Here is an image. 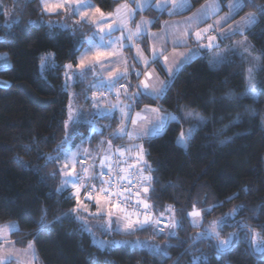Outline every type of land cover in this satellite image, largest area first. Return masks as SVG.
I'll return each instance as SVG.
<instances>
[{"label":"trees","instance_id":"1","mask_svg":"<svg viewBox=\"0 0 264 264\" xmlns=\"http://www.w3.org/2000/svg\"><path fill=\"white\" fill-rule=\"evenodd\" d=\"M6 1L0 8V53H6L10 60V67L0 70V79L5 82L0 85V225L17 223V230L10 234L13 243L19 247L31 244L41 264H193L194 258L197 264H264V14L258 11L264 9V0H245L235 15L257 16L250 29L234 36L247 38L261 58L254 96L246 89V62L241 56L229 54L214 68L206 57H200L180 68L159 99L136 91L141 72L139 78L133 76L137 70L132 72L127 93L134 91L135 99L125 98L130 112L153 106L178 118L168 121L160 134L143 138L114 135L120 125L117 114L101 117L100 129L82 121L73 124L74 142L84 141L81 157L87 154L95 158L101 153L103 158L107 143L123 147L139 142L143 168L147 165L151 169L144 171V176L152 177L148 197L156 218L168 223L164 216L173 214L180 222L169 238L164 235L166 227L159 232L155 223L126 233L113 225L111 233L102 235L113 245L105 248L93 243L90 232L83 230L85 222L78 219L79 215L99 221L103 216L80 209L73 212L78 207L76 199L68 190L57 191L60 171L56 161L47 159L58 154L60 143L69 134L65 66L76 64L84 48L82 37L92 28L50 27L43 21L47 15L37 0H21L20 6L14 0ZM90 1L103 13L111 12L120 2ZM206 1L191 0V7L183 14L189 15ZM228 1L218 0L222 12ZM13 8L18 20L6 26L5 13ZM139 15L155 18L150 26L153 31L162 21L175 17L151 6ZM141 41L147 52V43L144 38ZM49 52L52 63L41 67V55ZM151 65L160 64L157 60ZM75 87L81 89V83ZM190 111L195 117L187 116ZM199 115L203 123H199ZM194 124L197 128L188 146L182 147L178 143L181 132ZM82 199V203L92 201ZM169 206L173 211H165ZM194 207L206 220L227 218L220 235L235 237L229 250L217 253L215 240L190 224L187 214ZM42 216L51 230L37 233ZM253 232L258 235L260 251L252 248ZM165 247L166 255L153 251Z\"/></svg>","mask_w":264,"mask_h":264},{"label":"rangeland","instance_id":"2","mask_svg":"<svg viewBox=\"0 0 264 264\" xmlns=\"http://www.w3.org/2000/svg\"><path fill=\"white\" fill-rule=\"evenodd\" d=\"M20 1L21 0H14L16 5L18 6L21 5ZM118 1L120 2L114 7L111 12L104 13V17H100L99 14H97L95 17H91V11H93L97 7L94 6L90 0L86 1L88 4L91 5L89 16L84 17L83 19L80 17L79 14L73 15L71 12L66 11L64 9H58L55 13H44L42 11L44 15H47L46 18H43V21L46 23L47 26L53 25L60 29H75V26H79L84 30L85 27H82L81 25H87L92 28L82 37L84 48L78 56L76 64H70L72 65L71 69H68L66 67L64 69L63 85L64 89L68 91L69 94V127L67 128V132L69 134H66V137L62 141L67 142L65 148L61 147V142L59 145V152L58 154H56L55 157L61 156V153L66 149H71L72 152L79 151L78 159L82 156L84 152V141L80 140L78 142H74L72 132V127H74L73 124L78 121L86 123L90 128L94 127L96 129H100L97 124L99 123V119L101 117L107 115L113 116L114 114H117L118 118L120 119V125L115 131V134H118L117 136L130 135L139 138L152 136L147 134L149 132V129H151L154 123L158 122L159 117L165 116V114L161 111H159L158 114L151 112V109L156 108L153 106H145L140 110H133L132 112H128V110L130 109V103L125 100L124 103L126 104V106L122 107V103H120V98H117L118 94L119 96L120 94H122L124 96H131L132 99L131 93L130 95H128V93L120 89L118 85L120 83H125L128 86H131V74L134 70L141 72V78L138 82V88L136 91H138L139 93H145L150 92L152 87H159L160 82H168L170 78L169 69H176V66L180 64V62L183 61L185 57H189V59L187 60V62L183 63L182 66L188 64L196 58L206 57L208 59V65L211 68H214L216 65L223 62L226 59L227 55L238 54L246 62V89H248L249 68H253V80L255 83V73L260 66L261 58L259 54L252 51L251 44L247 40V38H234L235 34H243L246 30L250 29L253 26L252 25L251 27L244 28L243 21L247 16L255 14L246 13L239 17H235L237 12L239 11L238 10L230 15L229 4H231L233 0H229L225 4L226 11L224 12L220 13L222 6L221 4H219L218 0H208L196 10L191 12L189 15H184L183 13H185V11L191 7V0ZM5 2L7 1L0 0V8L4 5ZM23 2L28 1L23 0ZM182 2L185 3V7L174 9V3L179 4ZM38 3L41 8V1H38ZM137 4H144V7L142 9L137 8ZM158 4L166 5V7L158 9ZM124 5H127V8H123L122 6ZM212 5H216V7L213 8L211 7ZM150 6L158 12L164 11L168 15H183L175 16L172 19L165 20V22L162 21L163 23L161 22V28L159 30L153 31L150 30V26L152 25L155 18H148L144 15H139L138 17H136L135 15L136 13H141L145 11ZM205 6L208 7L205 8ZM118 8L121 9L119 15L124 17V24H121L118 18V14L116 12ZM129 10H131L130 17L128 14ZM16 12L17 9L13 8L11 11L5 13L6 26H10L18 20V15L16 14ZM198 13L200 14L198 19H194V17H197ZM226 16H228L229 18L226 21H222V18ZM92 19L96 20L97 22L105 20L107 23H110L112 25L111 35L105 34L108 32L107 28L105 29V33H101L97 25L91 22ZM143 21H150L151 23L145 24L142 23ZM218 21L220 23H218ZM60 25H65L66 27H60ZM137 25H141L143 34L129 40V34L135 33L137 31ZM121 29H123V31ZM197 32L203 33V36L200 39H197ZM101 36H103V41H101ZM209 36L216 37V39L212 41L210 47L208 46ZM89 38H93L94 44L99 45L102 43L103 45H105V47L90 48L88 44ZM143 38L144 41L147 43V52L143 48V44L141 41V39ZM110 41H120V43L109 46ZM245 49L250 50L253 56L259 57V59L256 61H252L251 58L245 52ZM98 51L105 52L108 55L106 57H101L99 60L93 59L95 53ZM154 52L155 61L158 60L160 64L159 66L151 65L154 59ZM165 56L168 58L167 61H165L164 59ZM42 57H49L48 62L45 66H49L53 61L52 53L49 52L42 54L40 57L41 67ZM220 57H224L222 61L220 60ZM82 58H85V67L83 69L78 67V64ZM145 60H147L149 63L145 64ZM156 66L159 67L158 69H161L163 70V72H165L166 77L161 76ZM182 66L180 68H182ZM8 67H10V60L8 55L6 53H0V70L6 69ZM180 68L175 71L172 78L176 75ZM146 72L151 74L150 79L145 76ZM73 74H75L74 78H67L68 76H72ZM118 76L122 78L117 79ZM113 81L115 82L114 84L112 83ZM141 81H146L150 86L149 89L145 90L141 85ZM79 83H81L82 87L81 89L78 88L77 90L75 85H78ZM0 85H5V82L1 79ZM109 85H111V87H109ZM135 87L133 86V88ZM112 95H115V98H113ZM76 98L80 102H77ZM117 104L119 105V107L116 109H112L111 106ZM122 109L125 110L124 113H122ZM189 113L194 112L190 111ZM138 114L144 116L145 119L142 121H138L137 125L134 126L132 120L137 118ZM197 118L203 120V117H201L200 115ZM122 127L126 129L123 133L120 132V129ZM140 147L141 144L139 142L123 147L113 146L111 145V143H107V148L104 152V156L107 153L108 156L112 154H117L123 157L135 156L138 158ZM56 163L58 165L61 175L62 157L61 160L56 161ZM72 178L73 177L61 175V183L58 189L61 188L63 180ZM78 182L83 184L80 181ZM148 185V182L144 183L145 187H148ZM65 190H68L69 195L73 197V188L70 184L65 188ZM83 205L85 206V204ZM105 206L108 207L107 205ZM80 210L82 211V208ZM196 210L200 212L199 217L193 218L189 216V213L193 210H191L187 214L190 224L193 226V220L195 219L196 226L194 227L203 229L205 233L210 232L211 226L214 222L217 221L206 220L203 216V213L198 209ZM114 212L122 214L119 211ZM125 212L130 214L133 220L137 219V216L132 212L127 210H125ZM164 217L167 219L169 224L171 223L170 218L175 219L173 214H167ZM78 219L85 222V225H87L89 229L93 243L99 246L100 248L113 246L111 243H108V239L106 237H102L103 234L107 235L111 233L113 225H115V229L120 233H126L133 230L126 229L125 225L122 222H119L116 217L114 219L111 218L109 215H103V217L99 221L88 220L83 217L81 218L79 215ZM9 225H16V230L18 228L17 223L15 221L0 225V229H3V231L0 232V259L7 257L9 259V264H41V261L39 260L31 244L28 243L24 247H19L13 243L10 234L16 230L8 231L7 226ZM175 229L176 228H166L164 232L165 237L169 238L168 232H175ZM217 231L220 234V228H218ZM228 237H222L220 235L221 239H227ZM213 239L215 240L217 245L218 240L215 238ZM101 244H103L104 246L101 247ZM30 245L31 247H29ZM257 245V240L255 242L252 240V248L255 252L257 251Z\"/></svg>","mask_w":264,"mask_h":264},{"label":"snow or ice","instance_id":"3","mask_svg":"<svg viewBox=\"0 0 264 264\" xmlns=\"http://www.w3.org/2000/svg\"><path fill=\"white\" fill-rule=\"evenodd\" d=\"M245 0H233V2L231 4H229V14L231 15L232 13H235L236 11L240 10L243 6H244ZM75 5V6H73ZM185 3H179V4H175L173 5L174 9L175 8H182L185 7ZM123 8H127V5L122 6ZM144 4H137V8H143ZM163 7H166V5H161L158 4L157 8L158 9H162ZM208 6H205V8H207ZM211 7L215 8L216 5H212ZM41 8L42 11L44 13H55L57 12L58 9H64L66 11L71 12L73 15H77L79 14L80 17L83 19L84 17H88L90 10H91V5L88 4L86 2V0H41ZM203 11V10H202ZM259 12H261L262 14H264V9H258ZM117 14H118V18L120 20L121 24H124V17L119 15L121 12V9L118 8L116 10ZM97 14L100 15V17H104V13L101 12V10L99 8L94 9L93 11H91V17H95ZM129 17L131 16V10H129ZM199 13L197 14V17H194V19H198L199 17ZM229 17H223L222 21H226ZM92 23L96 24L97 27L99 28L101 33H105V29H108V32L105 33L106 35H111V31H112V25L110 23H107L105 20H101L99 22H97L96 20L92 19L91 20ZM257 22V17L255 15H249L247 16L244 21H243V27L244 28H248L251 27L252 25H254ZM29 23H32L31 21H29ZM142 23H151L150 21H143ZM218 23H220L218 21ZM50 27H53V25H49ZM60 27H66L65 25H60ZM123 31V29H121ZM141 34H143V30L141 28V25H137V31L135 33H130L128 36V39L131 40L135 37L140 36ZM197 39H200L203 36V33L197 32L196 33ZM209 47L211 46V43L213 40L216 39V37H212L209 36ZM101 41H103V36H101ZM120 41H110L109 42V46L111 45H116L119 44ZM88 44L91 47H105V45H103L102 43L99 45L94 44L93 38H89L88 40ZM245 52L247 53V55L251 58L252 61H256L259 59V57L253 56L252 52L248 49H245ZM108 54L105 52H96L93 59L99 60L101 57H106ZM162 55V53H161ZM224 57H220V60L222 61ZM49 57H42V67H44L47 62H48ZM165 61H167V57H164ZM189 59V57H185V59L183 61L180 62V64H178L176 66V69H169V73H170V78L168 82H160L159 87H152L150 92H145V93H140V94H147L150 96H153L156 99H159L160 97L164 96V94L166 93V91L168 90L170 83H171V78L174 75L175 71L178 70L183 63L187 62V60ZM153 63L155 62V52H154V59L152 61ZM145 64H148L149 62L147 60L144 61ZM68 69L72 68V65H66L65 66ZM78 67H80L81 69H83L85 67V58H82L78 64ZM111 74V73H110ZM73 74L72 76H68L67 78L72 79L74 78ZM137 75H139V73H137ZM67 76V74H66ZM145 76L150 79L151 78V74L150 73H145ZM122 77H117V79H120ZM113 84L115 83L114 81L112 82ZM141 85L142 87L147 90L149 89V84L146 81H141ZM109 87H111V85H109ZM123 87V86H122ZM248 93L252 94L253 96L256 94V85L254 83L253 80V68H249L248 69ZM125 91H127V89H125ZM117 98H119V94L117 96ZM133 99H135V97H133ZM95 106V104H94ZM112 109H116L119 107V105H112L111 106ZM122 113L125 112L124 109L121 110ZM159 109L158 108H153L151 109V112L153 113H159ZM188 116H193L195 115L194 113H188ZM145 117L142 115L137 116V118L132 120L133 125H137L138 121H142L144 120ZM178 118L176 116L173 115H165V116H161L158 119V122L154 123L151 127V129H149V132L147 134L149 135H153V134H160L165 125L167 124L168 121H174L177 120ZM199 119V118H198ZM199 123H203L202 119H199ZM197 125H193L192 127H190L188 129L187 132L182 131L180 134V138L178 140V143L182 146V147H187L188 146V141L190 140L192 133L196 130ZM126 129L125 128H121L120 132L123 133ZM114 135H118V134H114ZM139 138V137H137ZM66 141L62 142L61 147L65 148L66 146ZM86 151V150H85ZM123 154V153H121ZM143 148L142 146L140 147V151H139V155H138V159L139 160H143ZM78 156H79V151L77 152H72L71 149H66L61 153V156L58 157H48L47 159L49 160H54V161H59L61 160L62 157V167H61V175L63 176H67V177H73L72 179H65L62 181V186L61 188L57 189L58 192H61L63 190H65V188L70 184L73 188V197L76 199L77 202V208L73 209V212H77L79 211L80 208H85L86 207L82 204L81 200H80V191H81V187H83L84 185L79 183L78 181L83 179L84 184H86L88 182L89 179L91 180H96V179H100L101 182V187L99 189L96 188L95 185H93L92 189L87 192L85 194V198L87 200H95V203L97 204L98 208L102 203H108L110 205L109 207V216H111V213L113 211H119L124 215L125 220L127 221L125 223V228L126 229H131L133 228L134 225L139 226V227H144L145 225H149L151 223H155L157 226L161 223V221L157 218L155 221L152 220L150 214H146L144 216V219L141 221L140 219H135L133 220L131 218V215L126 213L123 206H122V201L124 199V193L125 192H131V187H126L123 184H120L116 187L115 190H113V182L111 180V178L108 181H105L103 179L105 173L103 171H101L99 177L93 175V176H89V169L88 168H84L81 167V171L80 172H76V166L77 163H79L81 166L85 163L84 159H79L78 160ZM109 161V156L106 153L105 156L103 158H101L100 160V166L101 169L104 168L105 164L108 163ZM109 171H111V168L109 169ZM121 171H125L124 169H121ZM143 171H151V169L145 165L144 168L142 169ZM141 172V186L143 187V183L144 182H151L152 177L149 176H143ZM81 173H83V176H81ZM117 179L119 180H127L128 185L130 186H134L132 184V180L129 179L127 176H117ZM148 187H143V191L145 193L148 192ZM93 193H95V195H93ZM137 195H139V193H137ZM115 196L116 197V202L113 203L111 198ZM137 203H141V201H137ZM149 207V205L147 203H144V208L147 209ZM165 211H173V209L171 208V206H169L167 209H165ZM239 211V207L237 209L233 210V215ZM97 215H99V212L97 213ZM189 216L195 218V217H199L200 216V212L197 211L194 207L193 211L189 213ZM171 219V223L165 224L166 228H179L180 227V222L176 221L174 218H170ZM227 218H224L220 221L214 222L213 225L211 226V231L210 232H206L204 234V237H212L218 240V244L215 246L217 253H223L226 252L227 250H229L232 246H233V241L235 239V237L233 235H230L227 239H221L220 238V234L217 231L218 228L222 227L225 222H226ZM193 226H196V221L195 219L193 220ZM8 231H14L16 230V225H9L7 226ZM51 230V226L45 221L44 217L42 216L38 226H37V233H43V232H48ZM83 230L85 231H89L87 225L83 226ZM159 232H163L164 229L163 228H158L157 229ZM3 229H0V232H2ZM103 231V229H102ZM175 233L169 231L168 232V236L172 237L174 236ZM258 239V235L253 232L252 235V240L255 242ZM101 247H103L104 245L101 244ZM31 247V245L29 246ZM257 251L262 250L259 245H257L256 247ZM153 251L157 254H161V255H166V247L165 248H154ZM0 264H9V259L7 257L0 259ZM193 264H197L196 259L194 258Z\"/></svg>","mask_w":264,"mask_h":264},{"label":"built area","instance_id":"4","mask_svg":"<svg viewBox=\"0 0 264 264\" xmlns=\"http://www.w3.org/2000/svg\"><path fill=\"white\" fill-rule=\"evenodd\" d=\"M137 73H139L138 71H135L133 73V76L135 78H139L140 77V73L139 75H137ZM120 89L124 90L127 89L128 92L129 91V86L125 83L119 84L118 85ZM123 86V87H122ZM132 95V102H134L133 97H135V92L132 91L131 92ZM102 157V154L99 153L97 157H91L88 156L87 154L84 155L83 157H81L80 159H84L85 163L81 166L78 163V169L76 172H80L81 171V167L84 168H88L89 169V176H97L99 177L101 171H103L105 173L103 179L105 181H108L110 178L113 182V190L116 189V187L120 184L125 185L126 187H131V192H125L124 193V199L122 201V206L124 208V210L130 211L133 214L137 215V216H141L144 218V216L146 214H150L151 218L153 221H155L157 218L155 216V213L152 209V204L149 201V197H148V192L145 193L143 191V187H144V183H143V187L141 186V172L143 169V163L141 160H139L137 157H131L128 159H124L121 158L119 156H109V161L108 163L105 164L104 168L101 169V166L99 164V160ZM111 168V171H109V169ZM121 169H124L125 171H121ZM127 176L129 179L132 180V184L134 186H130L127 183V180H119L117 179V176ZM142 175L144 176V171L142 172ZM81 176H83V173H81ZM83 180V179H81ZM96 180H98V183H96ZM96 180H91L89 179L88 182L86 184H84V189L82 192V198L85 197V194L87 192H89L93 185L96 186L97 189H99L102 185L100 182V179H96ZM84 182V181H83ZM137 193H139V195H137ZM93 195H95V193H93ZM82 198H80L81 202H82ZM112 202L115 203L116 202V197L113 196L111 198ZM137 201H141V203H137ZM144 203H147L149 205V207L147 209L144 208ZM161 223L156 227L158 228H163L165 229V224L166 222L160 220Z\"/></svg>","mask_w":264,"mask_h":264},{"label":"crops","instance_id":"5","mask_svg":"<svg viewBox=\"0 0 264 264\" xmlns=\"http://www.w3.org/2000/svg\"><path fill=\"white\" fill-rule=\"evenodd\" d=\"M37 1H41V0H37ZM86 1H89V0H86ZM220 4V3H219ZM203 5V4H202ZM222 12V10L220 11V13ZM174 14V13H173ZM136 15V17L138 16V13H136L135 14ZM163 22H165V21H163ZM162 22V23H163ZM162 23H161V25H162ZM160 28H161V26H160ZM159 28V29H160ZM158 29V30H159ZM119 98H120V103H122V107H125L126 106V104L124 103V101H125V98L127 99V96H123L122 94H120V96H119ZM128 112H130V110L128 111ZM127 157H129V156H127ZM82 204H85V207H86V209L87 210H85V208H82V212H84V213H87V214H90L91 215V213L92 214H95V215H97V213L99 212V215L100 216H103V215H109V207H110V205L108 204V203H102L100 206H99V208H98V206H97V204L95 203V200H92V201H90V202H88V203H82ZM105 205H107L108 207H106ZM81 209V208H80ZM111 218H114L115 219V217L119 220V222H122L124 225H125V223L127 222L126 220H125V218H123V215L122 214H120V213H118V212H112L111 213V216H110ZM137 218L138 219H140L141 221L143 220L142 218H139V216H137ZM136 227H139V226H136V225H134L133 226V228H131V229H134V228H136Z\"/></svg>","mask_w":264,"mask_h":264},{"label":"water","instance_id":"6","mask_svg":"<svg viewBox=\"0 0 264 264\" xmlns=\"http://www.w3.org/2000/svg\"><path fill=\"white\" fill-rule=\"evenodd\" d=\"M251 240V239H250Z\"/></svg>","mask_w":264,"mask_h":264}]
</instances>
